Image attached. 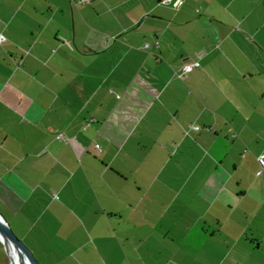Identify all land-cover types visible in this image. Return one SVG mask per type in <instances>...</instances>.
I'll return each instance as SVG.
<instances>
[{
  "label": "crops",
  "instance_id": "obj_1",
  "mask_svg": "<svg viewBox=\"0 0 264 264\" xmlns=\"http://www.w3.org/2000/svg\"><path fill=\"white\" fill-rule=\"evenodd\" d=\"M185 1L0 0V206L42 264L264 248L240 172L264 122V19L204 0L210 27Z\"/></svg>",
  "mask_w": 264,
  "mask_h": 264
},
{
  "label": "rangeland",
  "instance_id": "obj_2",
  "mask_svg": "<svg viewBox=\"0 0 264 264\" xmlns=\"http://www.w3.org/2000/svg\"><path fill=\"white\" fill-rule=\"evenodd\" d=\"M185 2L186 6L192 3V6L196 10V14L203 17L208 16V21L210 23L208 25L210 27H212V25H216V20L219 21L218 17H214L211 14L206 13L205 7L208 4H206L204 0H186ZM233 8L235 12L250 16L248 18L249 21H247L250 25L251 23L260 24V20L264 19V0H235ZM255 41L258 45H260L262 51H264V27L261 28ZM246 140L247 141L244 143V149L241 154H244L247 158L244 160L243 168L240 169V172L244 183L249 187V196L247 198L251 204V208H253L254 205H256V207L259 206V209L256 212L259 216L255 219V222L251 224V228L252 226H255L260 233L264 234V168L258 166L255 162L256 157L259 154L264 153V122L258 121L257 123L250 124L246 129ZM235 176H237V174ZM0 213L10 221L14 232L20 237L22 231L16 228L15 224L11 220L12 217L10 213H8L1 206ZM250 232L252 233V229ZM20 238L23 239L22 237ZM259 260L264 264V248L258 249L256 252H252L251 250L246 253L234 252L229 255L226 263L243 264L248 261L255 262ZM0 264H10L8 255L1 242Z\"/></svg>",
  "mask_w": 264,
  "mask_h": 264
},
{
  "label": "water",
  "instance_id": "obj_3",
  "mask_svg": "<svg viewBox=\"0 0 264 264\" xmlns=\"http://www.w3.org/2000/svg\"><path fill=\"white\" fill-rule=\"evenodd\" d=\"M0 233L3 234L5 238H7L18 250L20 255V264H42L30 247L25 243L23 239H21L11 227L9 221L0 213ZM1 242V240H0ZM5 248V247H4ZM5 251L8 255L10 264L11 258L5 248Z\"/></svg>",
  "mask_w": 264,
  "mask_h": 264
},
{
  "label": "built area",
  "instance_id": "obj_4",
  "mask_svg": "<svg viewBox=\"0 0 264 264\" xmlns=\"http://www.w3.org/2000/svg\"><path fill=\"white\" fill-rule=\"evenodd\" d=\"M91 0H78L79 3L85 4L89 3ZM163 3H172V5L175 8H179L183 5L184 0H162ZM6 40V36L0 31V43L4 42ZM200 66V61L197 59L191 60L186 62L182 67L176 72L177 76L181 79H186L188 76V73L191 72L194 68H197ZM191 129L187 130V133L190 132V130H199L201 127L199 125H192L190 127ZM62 135H59L58 138H61ZM97 148H99V145H96ZM259 162L261 165H264V153L260 154L258 157Z\"/></svg>",
  "mask_w": 264,
  "mask_h": 264
},
{
  "label": "bare ground",
  "instance_id": "obj_5",
  "mask_svg": "<svg viewBox=\"0 0 264 264\" xmlns=\"http://www.w3.org/2000/svg\"><path fill=\"white\" fill-rule=\"evenodd\" d=\"M0 240L3 246L6 248L10 258H11V264H20V255L17 250V248L7 239L3 236V234L0 233ZM28 264V263H26Z\"/></svg>",
  "mask_w": 264,
  "mask_h": 264
}]
</instances>
